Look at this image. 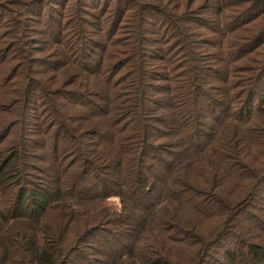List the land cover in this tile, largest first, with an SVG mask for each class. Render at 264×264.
I'll return each instance as SVG.
<instances>
[{
    "label": "trees",
    "instance_id": "trees-1",
    "mask_svg": "<svg viewBox=\"0 0 264 264\" xmlns=\"http://www.w3.org/2000/svg\"><path fill=\"white\" fill-rule=\"evenodd\" d=\"M0 264H264V0H0Z\"/></svg>",
    "mask_w": 264,
    "mask_h": 264
},
{
    "label": "rangeland",
    "instance_id": "rangeland-1",
    "mask_svg": "<svg viewBox=\"0 0 264 264\" xmlns=\"http://www.w3.org/2000/svg\"><path fill=\"white\" fill-rule=\"evenodd\" d=\"M111 204L113 205L114 210L119 208V200L113 201Z\"/></svg>",
    "mask_w": 264,
    "mask_h": 264
}]
</instances>
